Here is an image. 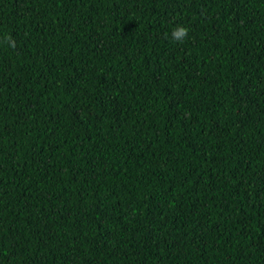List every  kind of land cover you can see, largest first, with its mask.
<instances>
[{"label": "trees", "instance_id": "obj_1", "mask_svg": "<svg viewBox=\"0 0 264 264\" xmlns=\"http://www.w3.org/2000/svg\"><path fill=\"white\" fill-rule=\"evenodd\" d=\"M0 264H264V0H0Z\"/></svg>", "mask_w": 264, "mask_h": 264}, {"label": "clouds", "instance_id": "obj_2", "mask_svg": "<svg viewBox=\"0 0 264 264\" xmlns=\"http://www.w3.org/2000/svg\"><path fill=\"white\" fill-rule=\"evenodd\" d=\"M189 28L185 26H178L173 29L172 38L174 40L183 41L189 34Z\"/></svg>", "mask_w": 264, "mask_h": 264}]
</instances>
